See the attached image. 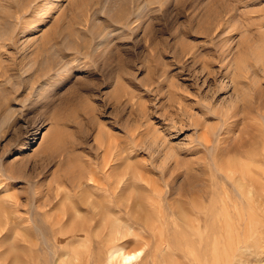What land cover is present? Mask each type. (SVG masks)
Instances as JSON below:
<instances>
[{
  "label": "rangeland",
  "instance_id": "374dc122",
  "mask_svg": "<svg viewBox=\"0 0 264 264\" xmlns=\"http://www.w3.org/2000/svg\"><path fill=\"white\" fill-rule=\"evenodd\" d=\"M262 59L264 0H0V264H264Z\"/></svg>",
  "mask_w": 264,
  "mask_h": 264
},
{
  "label": "bare ground",
  "instance_id": "6f19581e",
  "mask_svg": "<svg viewBox=\"0 0 264 264\" xmlns=\"http://www.w3.org/2000/svg\"><path fill=\"white\" fill-rule=\"evenodd\" d=\"M54 2L53 1H49L45 4V10L48 11L52 8ZM262 61H264V59H262ZM49 62V61H48ZM240 65V64H239ZM243 67V66H242ZM89 69V68H88ZM88 70H85V72ZM90 71V70H89ZM88 71V72H89ZM87 73V72H86ZM262 112V116L264 118V110L261 111ZM8 113V112H7ZM221 114V113H220ZM8 115V114H6ZM227 114H225V116H223V114L221 115L222 117H226ZM263 121V120H262ZM264 123V121L262 122ZM257 133L255 134V140L251 141L252 144L249 147H246L244 145L241 144V148H240V153L242 156L246 157L247 159H249L250 163L254 166L255 165H260L261 167H259V169L264 171V135L262 134L261 130L259 129L258 131H256ZM255 133V131H254ZM253 136V135H252ZM251 140V139H250ZM250 142V143H251ZM249 143V142H248ZM245 158V159H246ZM243 159V158H242ZM241 160V159H240ZM233 164V163H232ZM109 161L107 160L105 163V169L106 167H108ZM250 167V166H249ZM253 167V166H252ZM261 181H264V172L259 174ZM6 177H8L9 179H14V177L12 175H5ZM80 176V175H79ZM5 177V178H6ZM100 176L96 175L95 173L89 176V182L88 184L91 185L92 189L95 192H104L107 193V189L102 188L101 184H100ZM243 178V177H242ZM7 179V178H6ZM102 180V179H101ZM1 184L3 182H0ZM119 188V187H118ZM9 190V189H8ZM7 190V191H8ZM6 191V192H7ZM259 192H262V190ZM4 194V193H3ZM262 194V193H261ZM5 197V196H4ZM103 199L101 202H96V203H92L91 202V207L88 206L90 209V211L92 212L93 215H112V214H118L120 212V201L116 202L117 204L115 206H111L109 203L112 201L110 195H102ZM7 198L10 200L11 203H14V199L13 196L11 194L7 195ZM88 201V200H87ZM92 201V200H91ZM90 202V201H89ZM3 208V207H1ZM0 208V209H1ZM5 212V211H4Z\"/></svg>",
  "mask_w": 264,
  "mask_h": 264
}]
</instances>
